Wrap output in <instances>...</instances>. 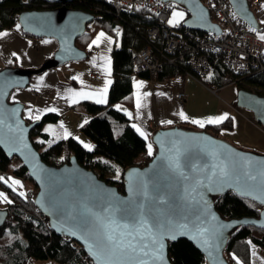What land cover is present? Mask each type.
Wrapping results in <instances>:
<instances>
[{
    "label": "water",
    "instance_id": "95a60500",
    "mask_svg": "<svg viewBox=\"0 0 264 264\" xmlns=\"http://www.w3.org/2000/svg\"><path fill=\"white\" fill-rule=\"evenodd\" d=\"M50 8L18 13L23 30L54 37L58 47L37 68L0 70V148L19 158L37 186L33 203L56 233L82 246L94 264H173L169 242L190 240L206 264H232L225 249L240 225L264 227V152L237 147L204 128L160 127L149 135L154 146L143 166L124 168L122 189L81 164L75 154L59 165L46 162L34 145L31 130L39 120L23 116V104L10 102L13 89L25 87L34 74L87 57L76 44L96 15L67 3L45 0ZM184 8L182 24L189 30L220 34L203 0H162ZM236 16L257 27L249 0H229ZM237 104L252 111L264 126V95L239 88ZM232 190L261 205L259 216L224 218L216 198ZM0 208V225L8 217Z\"/></svg>",
    "mask_w": 264,
    "mask_h": 264
},
{
    "label": "trees",
    "instance_id": "16d2710c",
    "mask_svg": "<svg viewBox=\"0 0 264 264\" xmlns=\"http://www.w3.org/2000/svg\"><path fill=\"white\" fill-rule=\"evenodd\" d=\"M45 2L0 0V29L17 23L19 12L33 8L42 9ZM67 5L96 15L88 25L87 31L77 38L76 43L80 47L84 48L98 29H104L117 36L116 28L120 25L123 27L122 44L113 51L115 80L110 89L109 103L84 102L86 110L92 117L82 126V132L92 140L91 150L85 148L74 137L50 141L46 145L44 141L49 137L42 131V125L46 121H54L56 119L54 114L42 116L30 135L42 158L49 164H62L68 160L69 155L75 154L81 164L96 170L102 178L116 183L122 189L120 181L107 178L106 175L116 171L115 165L122 168L145 165L151 159L154 150L150 138L140 135L130 125V118L125 111L114 106L116 102L129 99L132 93L130 75L133 68L132 50L152 43L157 50L156 53L165 61L158 77L185 75L191 71V67L179 59L174 64L169 63L167 52L164 50L165 42L158 39L155 43L149 38L148 28L163 17L162 15L144 7L122 4L114 6L110 0H73ZM52 6L55 7L57 4L54 3ZM181 27L183 28L182 24ZM180 55V52L177 53L178 57ZM212 64L213 74L210 73L212 75L199 76V79L211 88L214 85L233 83L235 78L239 77L218 60ZM236 83L239 88L264 95V69L259 72L251 70L242 76L241 81L236 80ZM233 127L234 120L229 116L220 122L207 123L204 129L218 134L232 130ZM35 136H40L42 140H35ZM15 161L17 165L13 166L12 171L26 177L33 186L28 193H24L12 184L7 174L0 177V185L12 197V201L4 203L3 206L9 212L5 222L0 225V264H34L36 260H54L60 264H94L80 244L77 247V242L49 228L47 219L33 203L38 188L29 177L26 167L19 158H9L0 148V171H7ZM215 206L226 219L259 216L261 209L258 202L238 196L232 190L217 197ZM248 240L264 249V227L240 225L232 233L225 249V256L232 264H239L237 259L243 262L250 259ZM168 250L173 264H206L203 253L186 238L170 241Z\"/></svg>",
    "mask_w": 264,
    "mask_h": 264
},
{
    "label": "crops",
    "instance_id": "0c3cea01",
    "mask_svg": "<svg viewBox=\"0 0 264 264\" xmlns=\"http://www.w3.org/2000/svg\"><path fill=\"white\" fill-rule=\"evenodd\" d=\"M249 1L256 16L257 27L236 17L253 29L264 42V0L259 4L254 0ZM49 4L52 6V3ZM184 10L175 11L174 20H182L177 24H182L188 16ZM99 30L88 42L95 41L90 49L88 44L84 48L79 46L88 53L87 57L34 74L27 86L17 87L10 93L9 101L23 104V116L29 122L39 120L45 114L56 115L54 121H46L42 125V131L49 137L44 142L74 137L88 150L93 147L92 140L82 132V126L92 117L84 102L109 103L110 89L115 80L113 51L122 44L123 27L120 25L116 28L117 36L107 31V39L111 37L108 41L97 36ZM57 47L56 38L31 35L17 21L0 29V70L6 67L37 68L53 56ZM97 49L100 50L98 54L95 53ZM133 69L134 63L130 74V98L116 102L114 106L125 111L130 118V125L143 137L148 139L151 132L160 127L183 125L188 128H204L207 123L220 122L231 116L234 120L232 130L237 127V130H243L245 123H252L248 128L260 133L253 142L259 152H264V126L255 120L252 111L237 104V95H234L232 88H228L227 99L223 100L216 96L214 87L205 85L193 74L158 77L144 72L132 76ZM214 86L222 90L228 87ZM180 92L185 93L184 98L179 96ZM237 112L242 117L239 123L235 118ZM34 138L42 140L40 136ZM11 182L18 186V179L14 181L12 178Z\"/></svg>",
    "mask_w": 264,
    "mask_h": 264
},
{
    "label": "built area",
    "instance_id": "2783aa9c",
    "mask_svg": "<svg viewBox=\"0 0 264 264\" xmlns=\"http://www.w3.org/2000/svg\"><path fill=\"white\" fill-rule=\"evenodd\" d=\"M205 1L211 9L214 20L222 28L220 34H216L213 30L197 34L182 28L181 24H171L169 22L171 4L162 0H110V3L114 6L122 4L144 7L162 15L163 17L148 28L149 38L155 43L158 39H162L166 44L164 50L167 52L168 62L174 64L178 59L187 62L191 67L188 73L198 78L210 74L213 70L212 63L217 60L239 75L234 82L241 81L242 76L251 70L256 72L263 70L264 42L259 39L256 32L237 19L229 0ZM254 1L259 4L262 0ZM48 7H50L49 3H43L42 8ZM132 51L134 63L132 76L144 72L158 75L164 68L165 61L156 53L157 50L152 43ZM179 52L181 55L178 57ZM95 53H100V50L97 49ZM179 96L184 98L185 93L180 92Z\"/></svg>",
    "mask_w": 264,
    "mask_h": 264
},
{
    "label": "rangeland",
    "instance_id": "374dc122",
    "mask_svg": "<svg viewBox=\"0 0 264 264\" xmlns=\"http://www.w3.org/2000/svg\"><path fill=\"white\" fill-rule=\"evenodd\" d=\"M50 7H53V6H50ZM50 7H48V8H50ZM176 10L180 11V10H184V9L179 7L178 5H174V4L170 5L171 17L169 20L174 22V24H177V23L182 21L180 19L174 20ZM184 11L186 12V10H184ZM107 34H108V32L106 30L101 29L98 31L97 36H99L103 41H105V40L108 41V39L111 37H109L107 39V36H108ZM94 42L95 41L93 40L92 42H90L88 44L89 49L91 48V45L94 44ZM227 85H228V87L225 88V90H222V89L214 86V88H215L214 93L216 94V96H218V98L220 97L221 99L226 100L227 99L226 92L228 91V88H232L234 91V95H237V91L239 89L238 84L236 82L227 83L224 85V87ZM235 118H236V122L239 123V118H242V117H240L239 113L237 112ZM244 122H246V121H244ZM245 124H246V126L243 127V130H237V128H238L237 127L234 130L222 131L216 135L218 137H221V138L227 140V141H230L231 143H233L237 147H240L241 149L258 151L256 148V144H254L253 141L257 140V138L260 136L259 135L260 133L258 131H251L248 128V125L252 126V123L247 122ZM253 128L256 129V127H254V126H253ZM44 143H46V145H47L49 142H44ZM262 150H264V149H262ZM14 165H17V161H15L13 163V165H11V167L9 166V169L7 171H0V177L2 178L7 174L9 176L10 181H12V178L14 179V181L16 179H18L17 188L24 193H28L29 192L28 190L32 188L33 184L26 177H22V176L17 175L16 173H14L12 171V168ZM115 167H116V171L114 173L107 174L106 177L113 179V180H118L122 183V174H123L124 168H122L118 165H115ZM95 172H97V171L95 170ZM97 174H99V173L97 172ZM0 198H1L0 200L2 201L0 203V208H2V209H4V207H3L4 203H6L8 201H12V197L10 196V194L6 190H4V188L1 185H0ZM248 242L250 244V261L249 262H243V261H240L239 259H237L239 261V264H259V263L264 264V249L258 245H255L251 240H248ZM34 264H60V263H58L57 261H54V260H36Z\"/></svg>",
    "mask_w": 264,
    "mask_h": 264
},
{
    "label": "bare ground",
    "instance_id": "6f19581e",
    "mask_svg": "<svg viewBox=\"0 0 264 264\" xmlns=\"http://www.w3.org/2000/svg\"><path fill=\"white\" fill-rule=\"evenodd\" d=\"M259 264H261V263H259Z\"/></svg>",
    "mask_w": 264,
    "mask_h": 264
},
{
    "label": "flooded vegetation",
    "instance_id": "af4514ba",
    "mask_svg": "<svg viewBox=\"0 0 264 264\" xmlns=\"http://www.w3.org/2000/svg\"><path fill=\"white\" fill-rule=\"evenodd\" d=\"M52 5V4H51Z\"/></svg>",
    "mask_w": 264,
    "mask_h": 264
}]
</instances>
